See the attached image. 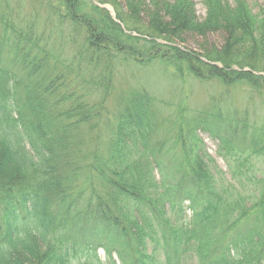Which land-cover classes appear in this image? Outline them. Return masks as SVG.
Listing matches in <instances>:
<instances>
[{"label":"trees","instance_id":"16d2710c","mask_svg":"<svg viewBox=\"0 0 264 264\" xmlns=\"http://www.w3.org/2000/svg\"><path fill=\"white\" fill-rule=\"evenodd\" d=\"M56 1L43 5L68 29V56L37 34L24 0H0V60L15 69L0 67V264H104L106 246L124 262L148 236L154 254L131 264H159L160 246L165 264H264V180L250 206L221 189L200 137L229 153L248 125L216 106L188 116L180 105L168 119L146 88L116 85L120 67L160 66L176 80L264 90V11L203 0L201 19L195 0H94L116 22L98 5ZM214 34L221 48L182 47ZM182 207L191 214L179 227L168 214Z\"/></svg>","mask_w":264,"mask_h":264},{"label":"rangeland","instance_id":"374dc122","mask_svg":"<svg viewBox=\"0 0 264 264\" xmlns=\"http://www.w3.org/2000/svg\"><path fill=\"white\" fill-rule=\"evenodd\" d=\"M44 1L24 0L23 10L21 11L26 19L33 24L32 27L36 26L37 34H43L44 37L42 36V38L50 39V46L55 48L53 50L55 54L66 56L74 54L75 50L68 38V29L63 31L61 27H58L57 21L56 24L49 22L50 15L47 8L43 5ZM54 1L57 3L56 0H52V3ZM202 1L195 0L198 16L204 19L206 17V9ZM247 1L254 14H260L264 11V0ZM83 2L87 11L90 10L91 5L112 7L110 5H101L94 0H83ZM112 11L115 14V17H113L111 13L112 18L118 22L114 9ZM36 17L38 22L35 20ZM126 33H128L127 30ZM223 44L224 37L221 34H214L206 39L191 37L182 47L203 54L208 48H221ZM0 67L15 70L10 58L0 60ZM172 70L166 71L160 66L147 69L120 67L116 85L125 90L137 87L146 88L157 100L162 116L168 119L175 118L180 105L186 110L188 116L195 115L197 112L213 111L214 106L221 108L224 112L237 114L238 118L248 125V133L246 136H242L245 141H242V147L239 145V151L235 147L233 152L229 149L228 153V148L222 145L221 140L213 138L209 133L201 131L200 137L203 141L205 158L207 161L209 159L213 161L211 167L221 189H228L234 194L239 191L243 197L248 198V206L252 205L255 198L259 195L257 180H264V90L257 91L244 84H237L229 89L217 81L200 82L187 77L184 80H176L173 78ZM111 107L113 108V104H111ZM112 108L110 113H108L109 115L113 113ZM238 138L235 139L234 143H237ZM253 150H260V153L253 154ZM238 156L241 157L240 161H244L243 167L239 166V171H242L239 176L237 173L239 162L236 160ZM182 209L183 211L173 210L171 214H168L173 221L179 219V227L183 226L181 224L191 214L186 208L182 207ZM138 219L140 223V217ZM145 240L146 245L143 249V254H138L140 252L139 244L133 242L132 249L125 257L124 262L118 256V248L110 249L108 246L101 248L99 256L104 264H131L139 260L140 256L154 254V250L157 248L156 242L149 236ZM160 248L162 249L161 246ZM161 249L155 254L159 264H165L164 251ZM181 264L197 263L194 257L183 255Z\"/></svg>","mask_w":264,"mask_h":264},{"label":"water","instance_id":"95a60500","mask_svg":"<svg viewBox=\"0 0 264 264\" xmlns=\"http://www.w3.org/2000/svg\"><path fill=\"white\" fill-rule=\"evenodd\" d=\"M104 8H108L107 6H104ZM109 11L112 13V16L115 17V14L113 13L112 9L111 8H108Z\"/></svg>","mask_w":264,"mask_h":264}]
</instances>
